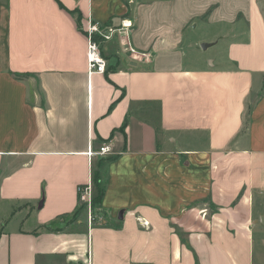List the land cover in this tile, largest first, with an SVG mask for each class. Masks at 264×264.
Returning <instances> with one entry per match:
<instances>
[{
    "label": "crops",
    "instance_id": "1",
    "mask_svg": "<svg viewBox=\"0 0 264 264\" xmlns=\"http://www.w3.org/2000/svg\"><path fill=\"white\" fill-rule=\"evenodd\" d=\"M263 7L0 0V264H264ZM124 19L89 74L87 25ZM200 22L231 31L224 60L189 57Z\"/></svg>",
    "mask_w": 264,
    "mask_h": 264
},
{
    "label": "built area",
    "instance_id": "2",
    "mask_svg": "<svg viewBox=\"0 0 264 264\" xmlns=\"http://www.w3.org/2000/svg\"><path fill=\"white\" fill-rule=\"evenodd\" d=\"M132 21L124 19L120 27H109L104 29V27L97 22H89L86 28L87 35V61H88V71L89 74L93 73H104L107 68V60L105 59L101 51V43L104 41H109L114 38L116 34H121L125 31V34L130 35V28L132 27ZM131 53H136V49L132 46L130 40L126 42ZM112 152V148L109 144L104 143L96 152L90 151L91 153L108 155ZM79 193L81 199H83L91 209L92 200L94 197V187L93 183L90 182L84 186L79 187ZM139 221L143 226H148L149 222L144 218H140Z\"/></svg>",
    "mask_w": 264,
    "mask_h": 264
},
{
    "label": "rangeland",
    "instance_id": "3",
    "mask_svg": "<svg viewBox=\"0 0 264 264\" xmlns=\"http://www.w3.org/2000/svg\"><path fill=\"white\" fill-rule=\"evenodd\" d=\"M263 6H264V0H261ZM264 9V7H263ZM202 20V19H201ZM242 19L238 18L236 21V28L242 27L243 23H242ZM220 30H216L212 27H210V25H207L206 23H199L198 27L196 28H189L186 32L185 38L188 40H193L196 41V44H193L191 48L188 49V55L191 59H194L196 61H203L205 60V62H208L209 64L211 63V60L216 57L217 55H222L223 57L220 56V60H224L225 58V51L222 53L223 50H225L226 48V43H224L223 40H226L227 37H230L231 31H228L227 29H224L222 27H220ZM232 28V26H231ZM237 32V31H236ZM216 33L219 37H221V39H219L220 41L218 45L213 46V44L211 43V41H207V40H213V34ZM222 35H226V36H222ZM217 36V37H218ZM223 38V40H222ZM201 39H203L204 41H201ZM218 40V39H216ZM203 43H209L210 45L207 48H203L202 44ZM220 53V54H219ZM81 204L80 207L78 209L77 212L74 213V217H78L80 216L81 213H85L86 211L89 210V206L88 204L81 199ZM86 203V204H85ZM17 208L13 210V214H15ZM91 212H92V208H91ZM92 215L94 217L95 223L98 221L103 220L102 217V211L101 208H99L96 213L92 212Z\"/></svg>",
    "mask_w": 264,
    "mask_h": 264
},
{
    "label": "trees",
    "instance_id": "4",
    "mask_svg": "<svg viewBox=\"0 0 264 264\" xmlns=\"http://www.w3.org/2000/svg\"><path fill=\"white\" fill-rule=\"evenodd\" d=\"M107 160L112 161L114 160V158H108ZM92 183L94 187V197L92 200L91 208H92V212L96 213V211L102 207L103 199L106 192L105 182L103 180L102 173L99 168L93 170ZM79 197H80V193H79ZM80 201H81V197H80Z\"/></svg>",
    "mask_w": 264,
    "mask_h": 264
},
{
    "label": "water",
    "instance_id": "5",
    "mask_svg": "<svg viewBox=\"0 0 264 264\" xmlns=\"http://www.w3.org/2000/svg\"><path fill=\"white\" fill-rule=\"evenodd\" d=\"M210 44L209 43H203L202 46L203 48H207Z\"/></svg>",
    "mask_w": 264,
    "mask_h": 264
},
{
    "label": "bare ground",
    "instance_id": "6",
    "mask_svg": "<svg viewBox=\"0 0 264 264\" xmlns=\"http://www.w3.org/2000/svg\"><path fill=\"white\" fill-rule=\"evenodd\" d=\"M91 154H93V153H91Z\"/></svg>",
    "mask_w": 264,
    "mask_h": 264
}]
</instances>
